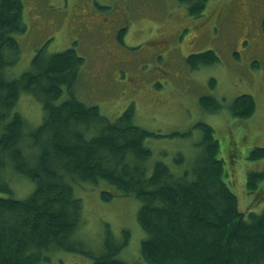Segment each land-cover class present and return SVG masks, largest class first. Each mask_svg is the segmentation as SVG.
Returning <instances> with one entry per match:
<instances>
[{"label":"trees","instance_id":"16d2710c","mask_svg":"<svg viewBox=\"0 0 264 264\" xmlns=\"http://www.w3.org/2000/svg\"><path fill=\"white\" fill-rule=\"evenodd\" d=\"M175 1L185 4L190 15H200L207 2ZM24 9V0H0V191H11L9 180L16 174L34 186L24 198L0 195V264H39L54 249L81 253L91 258L90 264H264V208L239 210L209 123L194 124L200 135L191 162L177 152L172 160L180 169L164 158L147 168L151 150L146 141L163 134L138 126L132 106L111 119L97 104L78 98L73 86L84 57L73 46L52 53L41 46L26 70L17 77L8 75L26 30ZM185 60L194 70L219 58L213 49H204ZM65 90L68 95L61 99ZM24 92L42 103L43 118L35 128H28L16 110ZM199 105L209 112L223 107L209 94L199 97ZM253 109V96L241 93L228 104L227 113L237 120ZM189 134L175 131L169 136ZM263 156L264 146L249 153L253 159ZM263 176L264 169L250 171L246 181L248 192L261 201L264 189L256 190V184ZM73 184H102L105 201L116 196L138 200L136 219L145 233L141 258L118 256L129 241L127 229L117 240L107 224L97 253L71 238L82 222V201Z\"/></svg>","mask_w":264,"mask_h":264},{"label":"rangeland","instance_id":"374dc122","mask_svg":"<svg viewBox=\"0 0 264 264\" xmlns=\"http://www.w3.org/2000/svg\"><path fill=\"white\" fill-rule=\"evenodd\" d=\"M24 4L26 30L9 75L17 77L26 70L41 46L46 45L48 53L73 46L84 57L73 86L78 98L97 104L111 119L132 106L138 126L163 134L146 141L151 150L147 168L164 158L180 169L172 160L177 152L191 162L200 135L194 124L207 122L218 138V156L224 160L226 181L239 210L264 208V201L256 200L246 187L248 172L264 169V156L249 157L255 146H264V0H207L200 15L188 14L186 5L175 0H24ZM204 49H213L219 61L190 69L186 56ZM241 93L253 96L254 109L235 120L227 106ZM205 94L217 98L222 109L204 111L199 97ZM67 95L65 90L61 99ZM41 109L38 99L27 92L16 103L28 128L41 123ZM175 131L190 134L169 136ZM20 176L10 179L11 191L0 195L26 197L34 185ZM100 186L73 184L82 201V222L71 238L97 253L107 224L117 240L127 229L130 238L118 256L127 261L141 258L145 233L136 219L138 200L124 196L102 200ZM260 188L264 189V176L257 181L256 190ZM90 261L81 253L54 249L50 259L39 264Z\"/></svg>","mask_w":264,"mask_h":264},{"label":"bare ground","instance_id":"6f19581e","mask_svg":"<svg viewBox=\"0 0 264 264\" xmlns=\"http://www.w3.org/2000/svg\"><path fill=\"white\" fill-rule=\"evenodd\" d=\"M9 75V74H8ZM10 76V75H9ZM11 77V76H10ZM35 97V96H34ZM78 97V96H77ZM39 101V100H38ZM45 104V103H44ZM41 106H42V103H41ZM42 110V109H41ZM43 112V111H42ZM95 130V129H94ZM74 232V231H73Z\"/></svg>","mask_w":264,"mask_h":264}]
</instances>
